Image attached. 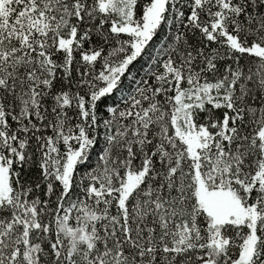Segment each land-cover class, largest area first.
<instances>
[{
    "label": "snow or ice",
    "instance_id": "obj_1",
    "mask_svg": "<svg viewBox=\"0 0 264 264\" xmlns=\"http://www.w3.org/2000/svg\"><path fill=\"white\" fill-rule=\"evenodd\" d=\"M0 264H264V0H0Z\"/></svg>",
    "mask_w": 264,
    "mask_h": 264
}]
</instances>
